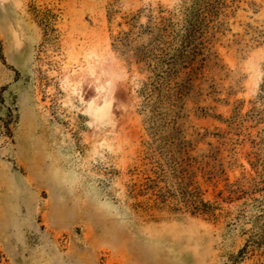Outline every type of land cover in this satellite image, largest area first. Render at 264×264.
Listing matches in <instances>:
<instances>
[{
	"label": "rangeland",
	"instance_id": "1",
	"mask_svg": "<svg viewBox=\"0 0 264 264\" xmlns=\"http://www.w3.org/2000/svg\"><path fill=\"white\" fill-rule=\"evenodd\" d=\"M207 1L0 0V264H264V0Z\"/></svg>",
	"mask_w": 264,
	"mask_h": 264
},
{
	"label": "bare ground",
	"instance_id": "2",
	"mask_svg": "<svg viewBox=\"0 0 264 264\" xmlns=\"http://www.w3.org/2000/svg\"><path fill=\"white\" fill-rule=\"evenodd\" d=\"M78 76L75 77V73ZM69 70L64 69V75L62 80L61 89L65 93V100L63 102L64 107L70 110H76L74 106V100L80 104H84V110L82 115L87 116L90 119L89 125L107 123L113 127L114 122V107L112 91L104 89L99 77L95 76V71L91 64H87L86 69L82 70ZM80 83L82 85L80 87ZM86 85V86H84ZM93 88L94 95L92 97L87 96L86 89ZM104 90V92H103Z\"/></svg>",
	"mask_w": 264,
	"mask_h": 264
},
{
	"label": "trees",
	"instance_id": "3",
	"mask_svg": "<svg viewBox=\"0 0 264 264\" xmlns=\"http://www.w3.org/2000/svg\"><path fill=\"white\" fill-rule=\"evenodd\" d=\"M216 4L207 0H193L185 20V30L188 36H196L206 22L207 16L214 15ZM203 11V12H201ZM264 89V83L261 85Z\"/></svg>",
	"mask_w": 264,
	"mask_h": 264
}]
</instances>
